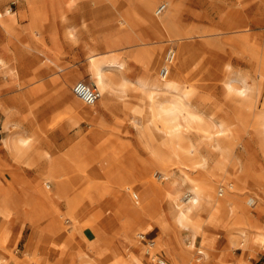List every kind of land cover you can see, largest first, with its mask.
<instances>
[{"label": "bare ground", "instance_id": "6f19581e", "mask_svg": "<svg viewBox=\"0 0 264 264\" xmlns=\"http://www.w3.org/2000/svg\"><path fill=\"white\" fill-rule=\"evenodd\" d=\"M31 1L38 6L32 12L34 20L50 18L47 3ZM89 1L88 10L73 2L78 22L60 14L67 37L79 38L84 28L125 26L122 34L102 42L106 52L89 55L91 76L101 91L99 102L71 97L66 100L71 113L61 116L64 122L40 120L30 129L16 117L19 108L6 107L5 124L12 129L3 138L4 146L36 177L29 180L14 171V181L7 182L0 174V215H10L14 225L24 219L44 237L51 236L50 231L65 236L75 248L69 254L77 255L83 264H144L147 258L152 264H198L195 255L206 264L219 258L213 249L218 235L243 249L264 245V93L260 95L256 73L231 61L200 60L185 40L195 30L182 21L175 0H168L170 5L162 12L154 8L156 0ZM16 22L11 8L0 16L5 29ZM247 25L225 22L226 28ZM252 47L264 64V47ZM12 58L0 54V70L11 71ZM133 62L142 76L130 73ZM76 79L71 75L68 85ZM215 88L221 93H215ZM95 104L124 113L142 150L127 142L111 149L118 138L106 130L108 121ZM82 120L92 125L87 135H82ZM50 129L54 137L64 139L47 141L45 132ZM98 138L100 143L86 155L85 148ZM68 143V150L62 151ZM97 164L107 175L108 191L120 202L103 226L98 224L102 212L94 216L90 211V191L97 181L91 176L85 180L86 172ZM221 172L224 176H217ZM143 177L151 182L138 185ZM247 203L256 204V210ZM64 220L71 223L65 225ZM11 224L0 238L3 246ZM149 224L157 232L143 240L151 230ZM123 237L129 247L123 245ZM154 237L161 238L157 242ZM162 250L167 254L162 256ZM0 260L7 264L9 259L0 254Z\"/></svg>", "mask_w": 264, "mask_h": 264}, {"label": "rangeland", "instance_id": "374dc122", "mask_svg": "<svg viewBox=\"0 0 264 264\" xmlns=\"http://www.w3.org/2000/svg\"><path fill=\"white\" fill-rule=\"evenodd\" d=\"M50 1L51 0H43L44 5L47 3L45 5V10L48 11L46 13L48 16L50 15L49 17L51 19L34 20L32 12L38 10V6L31 0H0V16L4 14L7 8H11L15 11L17 16V22L14 24V27L10 29H5L0 24V54L7 58L13 57V69L11 71L6 69L0 70V174L7 182L14 181L12 174L14 171L20 172L22 177L29 180H34L36 174L30 171L29 168L18 164L4 146L3 138L12 129L5 124L6 107L19 108L21 116L18 113L16 117L22 119L24 126L29 129L40 120L60 119V122H64L61 116L71 113L66 100L71 97H77L73 91L75 83L79 80H84L88 84H94V79L90 71L89 55L94 52L95 54L106 52L108 48H101L102 42L110 38V36L122 34L124 32V24L121 23V27H117L115 24H109L105 27L103 26L101 29H81L78 34L79 38L77 36L75 40L71 39L65 35V25L60 21V14L64 13L68 15L70 19L78 22L80 19L77 18L75 13H72L73 10L71 7L74 8L75 6L73 4L77 1L81 10H88L91 6V2L89 0H75V2L73 0H52V3ZM55 1L59 3V7L61 6L60 8L62 9L58 7V3ZM67 1H69L70 4ZM79 1L81 3H79ZM162 2H167L166 7H169L170 3L168 4V0H156L154 8L156 9ZM175 2L177 4V13L182 21L188 25L189 28L195 30L194 33L185 40H187L196 53H198V58L207 61H231L248 71L256 73L261 81L259 84V91L260 95H262L264 93V64H261L263 62L260 61V58L254 55L257 50L252 46L254 45L258 48L264 47V0H175ZM58 8L61 11H59ZM53 13L58 14V16H52ZM113 18V15L110 16V19ZM226 20L248 22L247 26L249 28L247 26L226 28ZM56 21L59 25L56 24ZM230 29L231 31L229 32ZM55 35L58 36H56V39ZM255 40L259 41L256 43ZM162 43L167 45L166 42ZM168 47L169 46L165 47V52ZM91 48H94V51H91ZM260 52H262V50ZM132 65L134 67L131 66L130 73L133 76H142L143 71L136 67L135 62H133ZM73 74L77 75V79L74 83L68 85V79ZM68 87L72 90L67 89ZM216 89L217 88L214 89V92ZM215 93H221L220 89L218 88V91ZM77 98L80 99L79 97ZM99 99L96 100L97 103ZM93 107H99L98 109H101L108 121L106 130L110 131L111 129L110 134L118 138L111 142V149L118 148L121 142H127L133 148L136 147V149L142 150V142L136 135L134 127L124 118V113L113 112L111 109L99 104H95ZM256 112L257 114L262 113L261 110ZM123 118L125 119L124 122ZM91 126L92 125L88 121L82 120V135H87ZM106 130L104 133L108 132ZM52 132H54V130L51 129L45 132V139L47 141L50 140L51 143H54L55 141L60 142L64 139H58L56 136L54 137V133ZM100 141L101 138L94 140L92 142L93 146L85 148L84 153L89 155V149H94ZM70 145L71 143L64 145L62 151H67ZM142 154L145 155V153ZM71 163L76 166L74 161ZM96 166L89 168V172L85 174V180L88 181L92 177L97 181L96 183L95 181L92 182V184L95 183V185H93L92 191H90L92 204H90V211L94 216H98L102 212L98 224L103 226L113 216L120 202L108 191L110 186L107 187L108 184L106 185L108 178L107 175L104 174L105 171L98 168L99 164ZM217 176H224V173H218ZM145 178L146 177H143L141 181H138V185H147L151 182L150 178ZM176 183L177 181L175 184ZM128 197L132 199V196ZM166 202L167 201L164 199L162 204L167 208ZM247 205L253 210H256V204L251 205L247 203ZM62 207L64 211L65 208L64 206ZM62 207H60L61 210ZM3 214L5 216L7 215L6 217L10 220V215L6 213ZM65 217L69 218L68 215ZM261 221L264 222V216L261 218ZM46 222L47 221L41 223V225H44ZM70 223L71 222H66L64 220L65 225H69ZM9 224H11V221ZM24 224L31 225L24 221V219H20L19 223L9 226L5 245L9 240L11 227L13 225L23 226ZM148 228L152 229L153 225L149 224ZM30 230L31 227L26 225L21 237H16L14 239L12 242L15 247L14 249H19V251L24 249V244ZM50 234L52 236L56 234V232L50 231ZM153 234L154 232H146L148 238H152ZM62 237L67 240L65 236ZM160 238L161 237H156L155 239L158 242ZM47 240L48 237L43 236V241L39 245L38 250L42 251L45 249ZM187 240L188 242L190 241L189 238ZM122 241L124 246L129 247L126 238L123 237ZM197 244H201V237L198 238ZM213 249L219 253V258L217 260L211 259L206 264H264V245L262 244L248 245L243 249L231 245L225 235H218ZM130 250L134 252L137 249L130 247ZM244 250L246 251L242 254ZM26 253L34 256L30 248ZM199 257H201V255H195L194 261L198 264H202L201 262L203 259H199ZM144 264L152 263L147 258Z\"/></svg>", "mask_w": 264, "mask_h": 264}, {"label": "crops", "instance_id": "0c3cea01", "mask_svg": "<svg viewBox=\"0 0 264 264\" xmlns=\"http://www.w3.org/2000/svg\"><path fill=\"white\" fill-rule=\"evenodd\" d=\"M9 222L10 220L4 214L0 215V238L4 234V231L7 228ZM26 225L31 227V230L26 238L24 249L22 251H19V249H14L15 247L12 242L16 237H21V234L24 232ZM148 232H154L153 235H155L157 229L154 228ZM9 236V240L6 245L3 246L0 244V254L9 259L7 264H83L81 258H79L77 255L71 256L69 254L68 251L71 248H75L72 247L68 240H65L59 234H53L52 236H49L46 247L42 251L38 250V247L43 241V235L38 230L34 231V228L29 224H24L23 226L13 225L10 229ZM128 243L130 246L129 241ZM29 248L32 250V253H34V256L26 253ZM245 251L246 250H244L242 254L245 253ZM137 252L141 253V250L138 248ZM162 254H167L166 250H162ZM0 264H3L1 260Z\"/></svg>", "mask_w": 264, "mask_h": 264}, {"label": "built area", "instance_id": "2783aa9c", "mask_svg": "<svg viewBox=\"0 0 264 264\" xmlns=\"http://www.w3.org/2000/svg\"><path fill=\"white\" fill-rule=\"evenodd\" d=\"M167 4L162 2L158 6V11L162 12L166 8ZM165 70V68H163ZM74 93L87 103H93L101 95L100 89L96 85H91L84 80H79L73 86ZM143 240L150 239L145 236L141 237ZM162 260V259H161Z\"/></svg>", "mask_w": 264, "mask_h": 264}]
</instances>
